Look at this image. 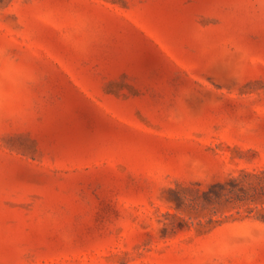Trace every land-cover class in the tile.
Masks as SVG:
<instances>
[{"label":"rangeland","instance_id":"obj_1","mask_svg":"<svg viewBox=\"0 0 264 264\" xmlns=\"http://www.w3.org/2000/svg\"><path fill=\"white\" fill-rule=\"evenodd\" d=\"M0 264H264V0H0Z\"/></svg>","mask_w":264,"mask_h":264}]
</instances>
